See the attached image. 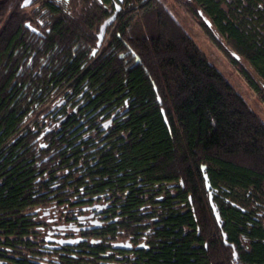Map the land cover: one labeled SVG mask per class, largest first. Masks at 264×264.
<instances>
[{
    "label": "trees",
    "instance_id": "obj_1",
    "mask_svg": "<svg viewBox=\"0 0 264 264\" xmlns=\"http://www.w3.org/2000/svg\"><path fill=\"white\" fill-rule=\"evenodd\" d=\"M178 1L264 102V0ZM22 2L0 0V261L264 264V120L166 6L124 0L93 56L118 0ZM106 191L108 247L44 259L46 217ZM119 232L146 247L116 263Z\"/></svg>",
    "mask_w": 264,
    "mask_h": 264
},
{
    "label": "flooded vegetation",
    "instance_id": "obj_2",
    "mask_svg": "<svg viewBox=\"0 0 264 264\" xmlns=\"http://www.w3.org/2000/svg\"><path fill=\"white\" fill-rule=\"evenodd\" d=\"M111 27H109L107 30L106 38L108 37L107 34ZM39 36H42L41 32ZM121 116H123V114L120 115V110H117L106 121H95V123L86 124L83 129V132L86 134V139H88L91 134L97 133L98 127L91 128L92 126L97 125L102 127L101 131H107L110 127L117 123L116 121ZM101 119L104 120V117H102ZM120 206V204L115 203V200L110 195H108V191H106L105 194L93 196L92 198L90 196L85 198V203L79 207H76L75 212H73L70 208L69 211H65V213L55 214L54 212V217L48 215L45 221L41 223L42 225L40 227L41 231L44 234L45 240L43 247L46 248L45 252L48 254V257H45L44 259L49 260L51 258L50 261L54 262V258L57 256L55 253H58L60 256L67 251H73L74 246L76 247L81 243H86L88 241L87 236H92L93 234H100L102 237L97 241H102L108 247L107 241H109L110 237L104 234L110 225L115 224L120 220V211L116 210V212L113 213L111 212V209H115V207L116 209H119ZM122 233L123 232H119L117 240L111 244V250L107 251V253L104 254L103 257L109 258L114 256V260L117 263L122 261L128 255L132 256L137 251L145 249L146 246L144 242H140L137 244L135 239L132 237L122 238V236H124ZM47 238H50L52 240L47 242ZM75 238H82L85 240L78 243L61 246L57 249L55 248L60 245L59 243H57L58 239L68 240ZM112 248H114L115 250H113ZM107 264L112 263L107 262Z\"/></svg>",
    "mask_w": 264,
    "mask_h": 264
},
{
    "label": "rangeland",
    "instance_id": "obj_3",
    "mask_svg": "<svg viewBox=\"0 0 264 264\" xmlns=\"http://www.w3.org/2000/svg\"><path fill=\"white\" fill-rule=\"evenodd\" d=\"M184 26L207 58L224 74L249 107L264 120V102L248 85L218 46L205 33L199 23L185 10L178 0H160Z\"/></svg>",
    "mask_w": 264,
    "mask_h": 264
},
{
    "label": "water",
    "instance_id": "obj_4",
    "mask_svg": "<svg viewBox=\"0 0 264 264\" xmlns=\"http://www.w3.org/2000/svg\"><path fill=\"white\" fill-rule=\"evenodd\" d=\"M34 1L35 0H30V2H29V0H23V2L21 4V7L22 8H28V7H30L33 4ZM123 1L124 0H118V2L115 3V9H114L113 14L109 18H107L103 22V24L101 25L100 30H99V33L97 35V38H98V40H97V47L94 49V51L92 53L93 56L96 55L98 53L99 49L103 46V43H104V41L106 39L107 30H108L109 27H111L114 24V22L117 19L118 13L121 12ZM26 27L28 29H30L32 33H35V34L40 35L39 30L36 29V28H34V27H32V26H30L29 23L26 24ZM205 177H206V181H207V184H206L207 185V188H208V190H210L211 186H210V184L208 182L207 175H205ZM210 199H211V205L213 207L214 215H215L217 221L220 222V219H221L220 218V215H219L216 207L214 206V203L212 202V197L211 196H210ZM44 214L45 215H48L49 214V211H46ZM46 240H47V242H49L52 239L47 238ZM84 240L85 239H82V238H75V239H68V240L58 239L57 240V243H59L60 245L57 246V247H55V248L57 249V248H60L61 246H66L68 244L78 243V242H81V241H84ZM233 249H234V260H237L238 259V255H237V252H236V249H235L234 246H233ZM0 264H5V263L2 262V261H0Z\"/></svg>",
    "mask_w": 264,
    "mask_h": 264
},
{
    "label": "snow or ice",
    "instance_id": "obj_5",
    "mask_svg": "<svg viewBox=\"0 0 264 264\" xmlns=\"http://www.w3.org/2000/svg\"><path fill=\"white\" fill-rule=\"evenodd\" d=\"M29 2H30V0H29Z\"/></svg>",
    "mask_w": 264,
    "mask_h": 264
}]
</instances>
